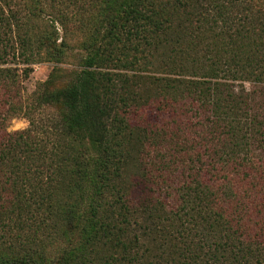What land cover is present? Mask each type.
Returning <instances> with one entry per match:
<instances>
[{"label":"trees","instance_id":"16d2710c","mask_svg":"<svg viewBox=\"0 0 264 264\" xmlns=\"http://www.w3.org/2000/svg\"><path fill=\"white\" fill-rule=\"evenodd\" d=\"M0 264H264V0H0Z\"/></svg>","mask_w":264,"mask_h":264},{"label":"rangeland","instance_id":"374dc122","mask_svg":"<svg viewBox=\"0 0 264 264\" xmlns=\"http://www.w3.org/2000/svg\"><path fill=\"white\" fill-rule=\"evenodd\" d=\"M78 11V7L71 5L69 9V14L75 13ZM56 27L58 29V32L60 34L58 42L62 41V36L66 35V40L71 47V49L67 52V59L66 63H55L52 61H42L40 63H37L34 65V69L32 72H30L29 76L25 79L23 82L26 91L28 93L32 92L36 85L39 83H43L44 81H49L48 84H45L44 87L47 85L46 92L51 93L53 91L63 89L67 85H69L71 79L73 78V75L75 74L74 69H78L76 67V62L78 60L77 58V52H79L77 48V34L74 35V29L75 25L74 23H69V26L67 28V31L64 32V29L61 27L60 24H56ZM74 28V29H73ZM66 30V29H65ZM74 32V33H73ZM83 37L80 36V40ZM74 46V47H72ZM48 112H51V114L57 117H60L63 115V107L60 104H55L54 106H51L47 108ZM28 126V121L25 118H13L10 120L8 130L9 131H15L20 130ZM160 165V163H158Z\"/></svg>","mask_w":264,"mask_h":264}]
</instances>
